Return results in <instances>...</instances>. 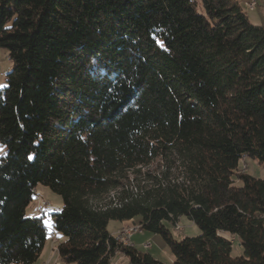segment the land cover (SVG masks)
I'll return each instance as SVG.
<instances>
[{"label":"trees","instance_id":"trees-1","mask_svg":"<svg viewBox=\"0 0 264 264\" xmlns=\"http://www.w3.org/2000/svg\"><path fill=\"white\" fill-rule=\"evenodd\" d=\"M243 8L0 0L12 65L0 89V264H31L44 248V215L25 213L38 183L62 198L63 264H110L118 251L128 264H264V177L238 172L244 157L264 164V23ZM182 215L198 235L175 239L166 222ZM135 217L171 263L107 229Z\"/></svg>","mask_w":264,"mask_h":264},{"label":"rangeland","instance_id":"rangeland-1","mask_svg":"<svg viewBox=\"0 0 264 264\" xmlns=\"http://www.w3.org/2000/svg\"><path fill=\"white\" fill-rule=\"evenodd\" d=\"M241 1V0H239ZM258 1V0H257ZM261 3H257V6L253 10H249L246 8L244 12L248 16L249 20L254 24H262L264 23V5L262 0ZM11 62L8 57V51L6 48L0 46V89H2L6 85V73L11 69ZM2 151V147L0 146V154ZM238 172H247L248 174L263 178L264 177V164L258 163L255 159L250 157H244L240 160ZM237 185H241L240 181H236ZM48 203V205H46ZM62 206V198L59 194L52 191L48 186L38 183L35 187L34 197L26 207L25 213L28 216L31 215H44L43 221L48 229V235L46 238V242L44 245L43 252L41 256L31 264H63L59 259L58 252L55 254V248H57L58 242L61 240V236L58 232H56L52 226L53 223V213L58 211ZM40 208L39 211L36 209ZM43 210V211H42ZM139 218L135 217L125 226H138ZM117 220H110L107 229L109 232H112L113 235L117 234L124 242H130L129 245L133 246L131 240L129 239L132 236V233L135 234L132 238V241L135 243L136 248L143 251H148L153 257L156 259L164 262V263H171L173 261V255L168 246H166L163 242L153 237V235L143 229L140 230H124L122 234L120 230H123L122 227L118 226ZM167 226L169 227L172 235L175 239H181L183 237H192L196 236L200 233V228L198 225L193 223L191 219L187 216L182 215L178 218V221L175 225L166 222ZM117 227V228H116ZM54 232L55 237H51V232ZM131 233V234H130ZM125 234V236H124ZM127 234V235H126ZM226 236H229L226 233H223ZM130 235V238H128ZM126 238V239H125ZM128 239V241H127ZM149 241L151 246L148 248L145 243ZM124 244V243H122ZM128 244V243H126ZM124 244V245H126ZM242 253V248L237 240H233L232 244V256L240 255ZM110 264H128V258L124 257L121 251L115 253L112 258L110 259Z\"/></svg>","mask_w":264,"mask_h":264},{"label":"bare ground","instance_id":"bare-ground-1","mask_svg":"<svg viewBox=\"0 0 264 264\" xmlns=\"http://www.w3.org/2000/svg\"><path fill=\"white\" fill-rule=\"evenodd\" d=\"M262 2H263V5H264V0H262ZM257 3H258V1L257 0H250V3H248V0H244V1H242V4H243V7L244 8H246V9H249V10H253V9H255L256 8V6H257ZM128 228H131V227H128ZM128 228H123V231L124 230H134V229H128ZM138 231V230H137ZM121 234H122V232H121ZM131 234V233H130ZM133 234V233H132ZM123 235V234H122ZM127 235V234H126ZM124 236H125V234H124ZM121 238H123V240H124V237H120L119 235H117V239H120L121 240ZM128 238H130V235H128ZM126 239V238H125ZM122 241V240H121ZM127 241H128V239H127ZM129 241H130V239H129ZM123 242V241H122ZM125 242V241H124ZM127 245V244H126Z\"/></svg>","mask_w":264,"mask_h":264},{"label":"built area","instance_id":"built-area-1","mask_svg":"<svg viewBox=\"0 0 264 264\" xmlns=\"http://www.w3.org/2000/svg\"><path fill=\"white\" fill-rule=\"evenodd\" d=\"M248 3H250V0H248ZM46 205H48V203H47ZM36 210L39 211L40 208H37ZM128 229L140 230V225H138V226H131V228H128ZM122 231H123V230H120V232H122ZM50 235H51V237H55V234H54L53 231L51 232ZM118 243H120V244H122V243H124V244L128 243L127 246H130V245H129L130 242H121L120 239H118ZM143 244H146V246H148V248L151 246V244H150L149 241H146V242L143 243ZM55 254H57V248H55ZM55 264H58V263L55 262Z\"/></svg>","mask_w":264,"mask_h":264},{"label":"crops","instance_id":"crops-1","mask_svg":"<svg viewBox=\"0 0 264 264\" xmlns=\"http://www.w3.org/2000/svg\"><path fill=\"white\" fill-rule=\"evenodd\" d=\"M242 1H244V0H241L240 2L242 3ZM258 1H259V3H261L260 0H258ZM42 211H43V210H42ZM31 216H32V215H31ZM53 219H54V217H53ZM130 221H131V220L118 221L119 224H118L117 227L125 226V225H126L127 223H129ZM117 227H116V228H117ZM111 233H112V232H111ZM134 235H135V234H132L130 240H131V243L133 244V246L136 247L135 243L132 241V238L134 237ZM152 235H153V234H152ZM153 237H154V238H157L156 235H153ZM43 249H44V248H43ZM42 252H43V250H42ZM42 252H41V254H42ZM41 254H40V256H41ZM123 255H124V254H123ZM40 256H39V257H40ZM124 257H126V256L124 255Z\"/></svg>","mask_w":264,"mask_h":264}]
</instances>
